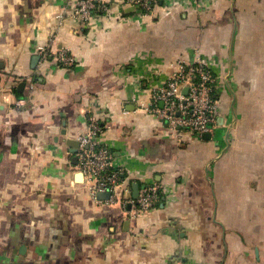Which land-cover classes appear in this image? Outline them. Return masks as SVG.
Instances as JSON below:
<instances>
[{
	"label": "crops",
	"instance_id": "1",
	"mask_svg": "<svg viewBox=\"0 0 264 264\" xmlns=\"http://www.w3.org/2000/svg\"><path fill=\"white\" fill-rule=\"evenodd\" d=\"M74 1L0 0V264H264V0H106L89 20ZM49 42L76 62L42 59ZM178 56L219 79L200 136L145 108ZM91 118L123 195L158 186L147 212L85 187L67 140Z\"/></svg>",
	"mask_w": 264,
	"mask_h": 264
},
{
	"label": "built area",
	"instance_id": "2",
	"mask_svg": "<svg viewBox=\"0 0 264 264\" xmlns=\"http://www.w3.org/2000/svg\"><path fill=\"white\" fill-rule=\"evenodd\" d=\"M180 4H197L202 0H174ZM157 0H124L125 4L138 7L143 15H152ZM106 0H75L65 11L76 19L89 20L98 12L108 11ZM42 59L54 58L64 66L73 65L77 58L66 47L53 49L51 42L38 47ZM174 68L164 85L153 89L151 99L145 107L157 115L172 130L191 131L202 135L210 131L218 113L217 90L219 79L206 58L197 56L191 61L178 56ZM33 87V84H29ZM186 89V91H184ZM25 103V98L15 101L16 107ZM102 131L97 120L91 118L87 129L77 137L79 145L75 151L76 167L83 177V183L91 196L107 192L106 202L119 203L130 215H140L153 207L159 189L156 185H144L136 199L123 195L122 170L113 161L112 153L100 143Z\"/></svg>",
	"mask_w": 264,
	"mask_h": 264
},
{
	"label": "water",
	"instance_id": "3",
	"mask_svg": "<svg viewBox=\"0 0 264 264\" xmlns=\"http://www.w3.org/2000/svg\"><path fill=\"white\" fill-rule=\"evenodd\" d=\"M184 91H186V89L184 90ZM208 135V134H207ZM67 143H72V144H75L76 146L75 147H77V145H79V142L78 141H74L73 139H68L67 140ZM72 151L73 152H75L76 151V148H74V149H72ZM77 157L74 155L73 156V161H74V163L76 162V159ZM132 187H133V197L135 198V197H137V192H138V184H137V182H134L133 184H132ZM97 196L99 197V198H105V197H108V193L107 192H100V193H98L97 194Z\"/></svg>",
	"mask_w": 264,
	"mask_h": 264
}]
</instances>
